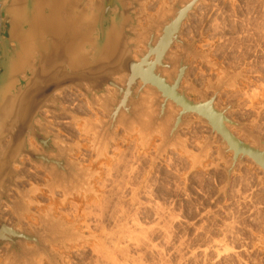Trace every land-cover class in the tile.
<instances>
[{"label": "rangeland", "instance_id": "374dc122", "mask_svg": "<svg viewBox=\"0 0 264 264\" xmlns=\"http://www.w3.org/2000/svg\"><path fill=\"white\" fill-rule=\"evenodd\" d=\"M174 1L143 0L148 16H141L137 31ZM181 39L198 55L188 53L191 69L184 85L198 90L191 97L212 95L210 87L226 73H239L217 105L235 103L230 117L249 123L264 138V0H204L184 23ZM61 93L58 97L76 113L70 96L87 104L89 113L79 112L83 123L66 114L44 115L52 132L76 145L70 159L91 173L90 187L72 194L52 189L50 176L24 158L19 184L28 195L22 198L15 190L11 198H21L20 209L4 204L0 213L9 224L32 232L46 224L54 228L56 234L46 240L52 256L28 243L29 262L13 255L6 259L2 249L0 264H264V174L252 160L238 164L229 179L225 167L231 153L185 154L174 147L159 155L155 144L142 149L131 138L115 143L111 154L98 155L84 119L104 114L92 110L76 89ZM203 128L185 132L190 151L205 143L209 128ZM191 132L198 136L193 139ZM215 145L213 150L221 148L219 140Z\"/></svg>", "mask_w": 264, "mask_h": 264}, {"label": "water", "instance_id": "95a60500", "mask_svg": "<svg viewBox=\"0 0 264 264\" xmlns=\"http://www.w3.org/2000/svg\"><path fill=\"white\" fill-rule=\"evenodd\" d=\"M87 1L90 3V9L95 13L92 15L94 23L89 31L90 40L87 43L73 45L76 52L74 58L69 62L59 61L47 69L50 70L47 73L46 69L41 68L38 56L35 58L37 64L35 68L16 71L11 82L13 86L7 90L5 86L10 82L11 68L16 62L20 44L11 38L9 29L11 21L5 12V4L8 0H0V206L10 189L15 188L17 178H20L15 166L23 165L20 163L23 156L28 155L33 164L47 172L53 180V186L49 183L52 189L65 188L69 190L67 192H73L76 189L73 182L78 184L80 179L87 176V171L80 175V169L68 158V154L72 153L76 145L70 144L72 149L60 150L58 145L64 142L62 138L41 124L44 123V118L40 114L42 110L62 111L55 94L71 86L82 90L93 106L97 105L94 96L107 94L114 86L112 89L115 90V95L111 93L106 103H100L108 118L100 120L97 124L89 121L88 134L94 135V141L97 140L96 145H99V139L100 142L110 141L118 136L115 133L118 126L132 132L134 126L138 125L146 136L160 131L163 139L158 145V153L162 154L170 148H179L177 145L183 138L180 130L176 132L178 128H188L194 123L193 119H184L182 125V116L187 115L189 118L196 115L198 120L211 130L198 154H206L213 150L215 139L221 136L224 142L221 141L222 147L218 150V154L224 156L233 153L225 167L229 179L236 166L243 164L247 158L254 161L264 174V150L260 147L264 146V139L248 130L247 125L228 118L227 114L234 109L235 103L221 108L216 105L224 87L238 77L239 73H226L219 85L210 87L214 92L213 95L199 92L201 95L199 100L189 95L191 92H198L194 86L184 85L181 87V92L178 91L183 78L185 82L189 81L188 72L191 64L188 53L193 54L194 57L198 55L193 50L192 43L184 42L183 53L172 60L170 48L173 38L181 32L183 21L188 20L196 6L204 0H175L167 12L164 9L160 10L156 20L151 18L153 24L143 28L142 31H137L139 15L136 11L140 9L144 12L143 0H102L103 9L99 12L93 10V4L96 1L98 4L99 0L92 2L85 0ZM32 4L33 0H29V10ZM163 12H166L164 18ZM26 28L28 25L24 26V29ZM111 35L117 38L115 44L109 41ZM154 35L156 38L160 36L153 44ZM43 41H46V48H49L50 41L47 38ZM139 44L142 46L140 47ZM81 52H85L88 58L83 59ZM157 77H160L162 82L156 80ZM164 78L170 83H166ZM83 84H87L91 90L83 88ZM146 90H153L155 93L156 97L151 104L142 99L143 96L148 95ZM128 104L131 107V114L127 111ZM169 105L172 111L169 110ZM163 108L166 109L165 112ZM151 109L154 115L151 114ZM170 112H173L174 122L171 121V117L162 130L160 122L164 121L165 114ZM146 115H149L150 119L147 128L140 124L141 121L144 122ZM225 122L233 129L243 132L253 142L241 140L240 136V138L236 136L225 125ZM176 127L177 129L174 130ZM96 128L99 133L96 132ZM30 136L42 150L31 149L28 142ZM185 146L184 140V150ZM240 152L245 154L238 158ZM76 176L79 180H76ZM23 231L21 234L17 231L16 225L8 226L0 218V250L5 246L6 257L13 255L19 261L29 262L31 254L28 253L27 241L34 243L36 249L44 252L48 257L52 256L46 240L56 234L54 228L46 224L41 230H36L34 236L27 229Z\"/></svg>", "mask_w": 264, "mask_h": 264}, {"label": "bare ground", "instance_id": "6f19581e", "mask_svg": "<svg viewBox=\"0 0 264 264\" xmlns=\"http://www.w3.org/2000/svg\"><path fill=\"white\" fill-rule=\"evenodd\" d=\"M28 1L29 0H8V2L5 4L6 5L5 12L10 17V21H11L10 22V27H9L10 34H11V38L13 40H17L19 42V44H20V49H19L18 54H17V57H16V62L14 63L13 67L11 68L10 82L5 86V88L7 90L11 89V87L13 86V85H11V82L14 79V76L16 74V71L17 72H20L22 70L23 71L24 70L27 71L29 68H35L37 66L36 59H35L36 57L39 56L40 63H41V68L42 69L43 68L46 69V72L48 73L50 70H47V69H49L50 67H53L59 61H66V62L68 61L69 62V61H71L74 58V55L76 54V52H75V49H74V46L73 45H75V44H78L79 45V44L87 43L90 40L89 31L91 30L90 28L92 27V25L94 23V18H93L92 15H94L95 13L92 12V10L90 9V6H89L90 3L88 1L85 2V0H33V4H32V7L30 8V10H29V6H28ZM89 1L92 2V0H89ZM98 4H97V1H96L95 4H93V8H94L93 10L96 9V11L99 12L100 10L102 11V9H103V7H102L103 6L102 5V0H99V3ZM129 4L130 3L128 2V5ZM168 10H166V12ZM166 12H163V16H162L163 18L165 17L164 14ZM136 14L139 15L138 16L139 17V23H138V25H140L141 16L142 15H147V12H146L145 7H144V12H141V10L138 9L136 11ZM190 17H191V14L188 17L189 19L188 18L187 19L190 20ZM156 19L157 18H154L153 20H156ZM188 20L183 21L182 26L180 28L181 29L180 34H178L177 37H174L173 38V42H172V45H171V48H170L171 49L170 52L172 53L171 54L172 60H175L176 59V56L178 54L180 55L181 53H183V51H181V52L179 51L178 52L179 48H177V47L178 46L179 47L181 46L182 47L181 50H183L184 49V42L187 43L186 41L182 40L181 37L183 35V26H184V23L186 21H188ZM25 25H28V28L24 29V26ZM159 36L157 38L155 37V35L153 36V38H152V43L153 44L157 41V39L159 38ZM45 38H47L50 41V47L49 48H46V43H45L46 41H43ZM109 41H110V43H114L115 44L116 41H117L116 36L111 35L110 38H109ZM139 46L141 47L142 45L139 44ZM157 49L159 50V46L157 47ZM160 49H161V47H160ZM80 55H81V57L83 59H87L88 58V56L85 54V52L84 53L81 52ZM165 64H166V66L169 65L166 61H165ZM190 69H191V67L189 68V72H188L189 74H190ZM156 80L162 82L161 79H160V77H157ZM165 81H166V83L167 82L170 83V81H168L167 79H165ZM184 83H185V81H184V78H183L182 79V82H181V85L179 86L180 89L178 87V91L179 92H181V90H182L181 87H184ZM83 88H85L86 90H91L90 88H88L87 84H83ZM109 88H111V87H109ZM112 88H114V86H112ZM112 88L108 90V93L107 94H104V93L103 94H99V95L96 94L97 96H94L93 97V99L96 101L97 105L101 106L100 103H106L108 97H111V95H110L111 93L113 95H115V90L112 89ZM71 89H73V90L76 89V90L80 91L81 94L87 99L86 101L91 105V108H96L95 106H97V105L93 106V104L91 103L90 99L86 95H84V93L82 92V90L78 89L75 86H71L69 88L67 87V88H64V89L58 91L55 94V98L60 102V107H61L62 111H60V112L59 111L54 112V111H50V110H47L46 109V110H42L40 112L41 116L44 118V123L42 122L41 124L44 125L46 128H48V130L50 132H52V131L49 129L50 128L49 126H51V127H53V126H52L51 121L49 119H47L44 114H47L45 112H48L49 111V112H53V113H56V114H64V115L66 114L67 115V113H69V111L64 108V105H63L64 104L63 103L64 99L61 100L63 97L61 96L62 98L61 97L59 98L58 96L60 94H63L61 92H63L64 90H71ZM71 93H73V92H71ZM146 94H148V95L143 96L142 99H144V101L147 100V103H150L151 104L152 103V100L154 99V97H156L155 96V93H154L153 90H146ZM209 96H211V95H209ZM74 97H75V94H74ZM74 97L73 96L72 97L71 96L69 97L70 98V101H71V103H70V101H69V103L72 104V105H74L78 109V110L77 109L76 110L79 111L81 114H87V113H89V108L87 107V104L86 105L85 104L84 105L81 104L83 101L81 103H79L78 102L79 100L76 99L77 98V95H76V98H74ZM195 100H197V99H195ZM217 104L218 103L216 101V105ZM169 107H170L169 110L172 111L171 105H169ZM219 108H221V107H219ZM163 109H164L163 112H165L166 109L165 108H163ZM179 110H180V108H179ZM127 111L131 114V107H130L129 104H128ZM79 112H78V114H80ZM172 113L171 112L170 113H166L165 114L166 119L164 121L160 122L161 129L162 130L164 128L163 126L166 125V121L168 119H170L172 117V120L171 121H173V115H172ZM149 115L144 116V122H142V121L140 122V124L141 125H144L145 128L149 127V121H147L149 119ZM177 115H178V112L176 113V116ZM141 116L142 115H140V118H141ZM227 116H228L229 119H231L233 121H238V122H240L242 124H245V126L247 125L246 128L248 130H250V131L253 132V130L249 126V123L241 122L238 119H233L232 116L230 117L229 114H227ZM74 117H75V115H73V118ZM184 119H193V121L195 122V120L197 119V116L196 115H192V116H190L188 118L187 115L186 116L183 115L182 116V120H183L182 121V125H184ZM79 120H80V118H79ZM94 120H92V118H89V117H87V118L84 119V121H85L84 128L86 129V131H85V134L86 135L88 134V132H90V126H89L90 124H89V121L94 122ZM95 123L97 124V122H95ZM174 124L175 123H173V125ZM225 125L227 127H229L231 129V131L236 136L239 137V135L236 133V131L233 129V127L229 123L227 124V122H225ZM79 126H77L78 129H79ZM170 129L172 130L171 127H170ZM170 129H169V132L171 131ZM176 129H177V127L174 130H176ZM179 130H180V135H181V137L183 139H182L181 143L179 145H177V146H179V148H176V149H181V150H183L185 152H189L190 151V148H189V146L187 144V140L184 139V136L181 133L182 130L185 131L184 130V127L182 129H179L178 128L176 130V132H178ZM96 132L99 133V130L97 128H96ZM210 132H211V130H210ZM52 133H56L55 134L56 136L58 135L57 132H52ZM115 133L118 136L112 138L113 140L112 139L110 141H107V140L106 141H102L101 140V142H100V139H99V145L100 146L95 144V142L97 143V140L96 141H94L95 139L92 140L94 142V146H95V149H96V153L98 155L105 154V153L106 154H111L110 153V150L112 149V147H113V145L115 143H117L121 138L124 139V140H126L121 134H119V132H117V129H115ZM253 133L256 134L255 132H253ZM126 134H129V132H127ZM191 134H192L193 139L196 136H198V135H196L197 133L191 132ZM88 135H90V134H88ZM256 135L260 136L259 134H256ZM93 137H94V135H93ZM60 138H62V140L64 141L63 143H59L60 145H58L60 147V150H62V148H67V149L69 148L70 149L71 148L70 147V144L75 145L74 143H68V141L66 139H63L62 136ZM247 138H249V137L247 136ZM240 139L241 140H244L243 138H240ZM245 139H246V137H245ZM262 139H264V138H262ZM184 140L186 141L185 150H184ZM217 140L220 141V144H221V141L224 142L221 136ZM217 140H215V142ZM244 141H246V142H253L252 140H244ZM28 142H29V144L31 146V149H38L39 148L38 145H37V143H36V141L31 136L29 137ZM64 143H66V144H64ZM143 143H144L145 146H147L145 144L146 142H143ZM188 143H190V142H188ZM108 144H110V145H108ZM158 147L159 146L156 145V148H157V151H156L157 153L156 154H161V153H158L159 152ZM214 147H216V145H214ZM260 147H261V150H264V146H260ZM73 148L75 149V147H73ZM74 149H73V151H74ZM38 150H42V149L39 148ZM226 150H228L227 147H226ZM162 154H165V153H162ZM231 154L233 156V153H231ZM243 154H245V152H242V153L240 152V155H239L238 158L242 157ZM52 156H55V155H52ZM70 156H71V154H68V158H69L70 162L75 163L77 165L78 169H80L81 172H79V174L80 173L82 174V172L83 173H87L88 172L85 168H83L80 165L79 162L74 161V160H71L70 159ZM24 158H29V156L27 155V156L21 157L20 163L23 164V165L17 164L15 166V169L17 170L18 174L20 175V178L19 179L17 178L15 188L14 187L11 188L10 191L8 192V195H7L6 199L5 200H2L1 206H0V211H1L2 207L4 206V204L10 205L12 208H15V209L18 207V204H19V201L21 200V198H16V199L15 198H11V196L14 193L15 190H17L18 193L19 192L22 193V198H24L25 196L28 195V191H24L22 189V187H21L22 185L20 186V184H19V180L22 178V175H21V173L18 170V166H21V167L26 166V163L23 161ZM45 173L47 174V172H45ZM89 175H91L90 172L87 173V176L85 178L83 177L80 180L78 179V176H76V180L78 179L79 182H78V184H75V182H73L74 188H76L78 190H88L89 187H90V184H89L90 179H87L89 177ZM49 178L50 179L48 180V183H52L51 185L53 186V180H52L51 177H49ZM73 181H75V180H73ZM63 191H64L65 194H72L73 193L72 191L67 192L69 190H66L65 188L63 189ZM17 209H20V208L18 207ZM0 218L8 226L16 225V224H9L8 221H6L2 217L1 213H0ZM16 229H17V231H19L22 234L24 232L23 229H26V228L19 227L18 225H16ZM28 231L31 232L33 234V236L35 235L34 234L35 231H33V232L30 231V230H28ZM29 236H32V235H29ZM29 242L30 241H27L26 246L30 245V244H28ZM3 247L4 248H2V249H5L6 250L5 246H3ZM8 258L9 257H6V259H8Z\"/></svg>", "mask_w": 264, "mask_h": 264}, {"label": "crops", "instance_id": "0c3cea01", "mask_svg": "<svg viewBox=\"0 0 264 264\" xmlns=\"http://www.w3.org/2000/svg\"><path fill=\"white\" fill-rule=\"evenodd\" d=\"M64 105V104H63ZM89 105V104H88ZM89 106H91V105H89ZM96 108H91L92 110H94V111H97V110H100L103 114H104V116H102V115H100L99 117H98V119L97 120H94V123L95 122H97V123H99V121L100 120H106L107 118H108V115H107V113L102 109V107L101 106H99V105H97V106H95ZM64 108L65 109H67L68 111H69V113H67V115H68V117L69 118H67V119H70L71 121H73L74 123H81L82 122V120H79V118H80V115L78 114V113H76V111L74 112L72 109H70V108H67L65 105H64ZM151 111V114H153L154 115V113L152 112V109L150 110ZM73 115H75V117L73 118ZM63 116H64V114H63ZM106 116V117H105ZM65 117V116H64ZM84 116H81V119L83 118ZM147 121H149V119L147 120ZM241 121V120H240ZM242 122V121H241ZM83 123V122H82ZM196 127H204L203 129H205V125L204 124H202L199 120H198V118L195 120V122L193 123V124H191L188 128H184V139H186L187 140V144L189 145L190 143H188V142H191V138H190V136H188L185 132L188 130V131H193L194 129H196ZM117 132H119V134H121L126 140H124V139H120L119 141H122V142H127L128 141V139H131V138H136V141L138 142V144L139 145H141V148L142 149H149V148H151L154 144H155V146L156 145H159L161 142H162V136H161V134H160V131H158V132H155V133H152L151 135H148V136H146L145 135V133L144 132H142L141 130H140V127L138 126V125H135L134 126V130L131 132V131H129V130H125L122 126H118L117 128ZM191 129V130H190ZM127 132H129V134H126ZM210 133V129H209V131H208V133L207 134H205L204 135V138L202 139L203 140V142L205 141V138L208 136V134ZM60 137L62 136L61 134H59V133H57ZM92 134V133H91ZM127 136V137H126ZM134 136V137H133ZM62 137H64V136H62ZM65 138V137H64ZM63 138V139H64ZM188 138V139H187ZM94 140V139H93ZM217 140V139H216ZM158 141V142H157ZM67 142V141H66ZM143 142H146L145 144L147 145V146H145L144 145V143ZM68 143H72V142H68ZM218 147H219V145H218ZM172 151V148H170V149H168L166 152H165V154H169L170 152ZM200 151V149L199 150H191V151H189V152H185L184 151V153L185 154H198V152ZM157 152H155L154 154H156ZM96 154V153H95ZM206 154H218V148H215V150H210V151H208V153H206Z\"/></svg>", "mask_w": 264, "mask_h": 264}]
</instances>
